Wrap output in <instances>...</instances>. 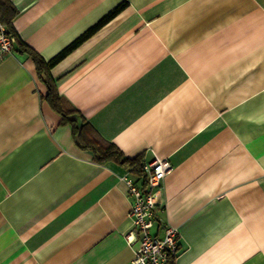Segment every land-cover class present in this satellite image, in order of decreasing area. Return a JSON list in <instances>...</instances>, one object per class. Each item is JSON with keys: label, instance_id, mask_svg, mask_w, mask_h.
I'll use <instances>...</instances> for the list:
<instances>
[{"label": "crops", "instance_id": "obj_1", "mask_svg": "<svg viewBox=\"0 0 264 264\" xmlns=\"http://www.w3.org/2000/svg\"><path fill=\"white\" fill-rule=\"evenodd\" d=\"M10 1L0 264H131L128 169L96 159L108 143L170 164L151 228L179 232L168 264H264V0ZM121 3L50 68L57 111L24 48L48 61Z\"/></svg>", "mask_w": 264, "mask_h": 264}, {"label": "built area", "instance_id": "obj_2", "mask_svg": "<svg viewBox=\"0 0 264 264\" xmlns=\"http://www.w3.org/2000/svg\"><path fill=\"white\" fill-rule=\"evenodd\" d=\"M15 41V36L8 34L5 25L0 23V52L13 51ZM169 169L170 164L166 159H155L143 162V175L138 178L129 170L119 176L127 187L126 193L130 200L128 216L133 226V231L128 233L126 240L139 241L131 264H166L169 256H175L178 252L179 232L176 227L163 222L162 235L151 233L154 223L160 220V185ZM135 231L138 232V237L135 236Z\"/></svg>", "mask_w": 264, "mask_h": 264}, {"label": "trees", "instance_id": "obj_3", "mask_svg": "<svg viewBox=\"0 0 264 264\" xmlns=\"http://www.w3.org/2000/svg\"><path fill=\"white\" fill-rule=\"evenodd\" d=\"M123 3L118 5L113 11H111L108 15L103 17L95 27L90 29L84 35L80 36L76 41H74L71 45H69L66 49L61 51L58 55L53 57L52 59L45 61L41 56H39L36 52L27 47L24 48V51L27 52L33 58L35 63V67L37 73L40 77L44 78L47 83V93L45 95L46 99L52 104V106L59 112H61V108L58 106V95L51 85L49 78H51L50 68L58 62L71 48H73L78 42H80L84 37L90 34L93 30H95L99 25L103 24L106 20H108L113 14H115L119 9H121ZM17 13V9L13 5L10 0H0V23L5 25L6 32L8 34L14 35L17 41V32L13 27L12 19ZM45 76L48 78L46 79ZM65 118V117H64ZM96 159L100 162H107L110 160L117 161L120 164L124 165L131 173L138 175L139 177L143 175L142 164L144 162L142 156H136L134 158H128L122 154V152L112 143H108L104 147L100 149H96ZM179 250V247H178ZM174 256H169L167 263Z\"/></svg>", "mask_w": 264, "mask_h": 264}]
</instances>
